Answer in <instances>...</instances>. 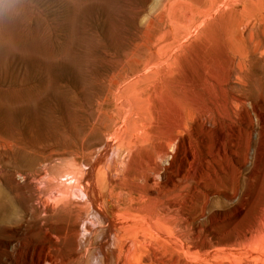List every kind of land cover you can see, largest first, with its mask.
Returning a JSON list of instances; mask_svg holds the SVG:
<instances>
[{
  "label": "rangeland",
  "instance_id": "1",
  "mask_svg": "<svg viewBox=\"0 0 264 264\" xmlns=\"http://www.w3.org/2000/svg\"><path fill=\"white\" fill-rule=\"evenodd\" d=\"M152 141L171 142V166ZM87 159L108 204L135 159L158 162L152 188L170 189L162 219L148 200L129 215L132 264H150L154 248L178 264H264V0H0V183L24 212L16 233L0 226V264L14 239L34 244L25 175L69 184Z\"/></svg>",
  "mask_w": 264,
  "mask_h": 264
},
{
  "label": "bare ground",
  "instance_id": "2",
  "mask_svg": "<svg viewBox=\"0 0 264 264\" xmlns=\"http://www.w3.org/2000/svg\"><path fill=\"white\" fill-rule=\"evenodd\" d=\"M154 142L155 141L151 142L152 145L151 147L153 150L150 151V155L151 156L154 155L153 158L156 157L160 158L161 156L169 157L170 160H168L167 163L171 166L173 164V155L170 151V149L171 150L173 149L171 142L169 141L166 142V145L165 146L163 145L162 148H161L162 145L160 146L158 145V143H154ZM109 147L110 146L108 144L105 147L104 151H102L99 154V156L106 155L110 150ZM136 153L141 154L139 151H136L135 154ZM185 155L183 154V156ZM185 160L186 158L184 159V162ZM89 161L90 160H88V162H83V164H80V167L82 169H79L80 171L79 173L69 174L68 171L66 173L65 171L66 169L64 170L65 171L64 173L69 174L70 176L68 178L70 179V181L68 182L69 184L65 183L64 180H62L64 183L60 181L57 173L48 174L49 172L37 171L34 173H27L25 175L24 177L25 183L23 184L24 187L23 193L26 194L25 192H27L26 195L27 208L29 209L31 214V218H30L31 220H29V222L32 221V223L31 222L30 223L33 224L35 228V232L31 236V242H33L34 244L30 248H28L29 246L26 247L28 250H25L26 248L22 249L21 248L22 245L20 244V242L14 239V242H12L9 249L7 248L9 251L6 249V245H5L4 252L6 251L12 253L13 251H16V256L15 254H12L13 255L12 257H14V261L12 260V257L11 258L7 257L8 258L7 264H15V261L17 259L20 262L19 264H88L86 262V255L88 254L89 250L93 248H97L98 253L100 254V256L97 257V261H96L98 264H132L133 260L135 261L136 258L134 255L137 254V247L135 246L136 244L135 245L133 244L135 240H131L132 238L131 239L129 238L131 240L129 241L128 238L125 237L126 235L125 226L128 219L130 218L129 215L137 212L136 208L139 204L136 205V203H138V201L142 202L145 200L157 202L158 205L155 202L153 204H149L150 206L147 207V211H146L148 217H154L153 220L154 219L157 220V218L160 220L161 218L160 216L163 214L162 212H168L169 210H171L169 208H172L173 205V203L171 202L173 198L170 200L166 198L167 201L165 202L163 201L165 199L164 197L168 195V193L170 192V189L167 188L168 186L165 187V189L163 188V190L161 191L154 190L152 188V186L156 182L154 178V174L158 173V169H159L157 164L158 162L155 163L151 159L147 160V162L142 161L141 159L133 160L136 167L133 172H131L130 174L129 173L126 174V178H125L126 182L121 183L114 181L110 186L108 193H109V197L112 199V203L110 202L108 204L107 200L100 192L101 190H98L99 188H95L96 186L93 175L97 167L92 166V164L94 163L92 162L91 164L89 163ZM84 165H86V167L83 168ZM159 166L161 165L159 164ZM65 168L67 167L65 166ZM60 170L61 169H59L58 171ZM79 183H81V185ZM2 186L3 185H1L0 183V226L7 225L12 231L14 230L15 232L16 228L14 229L13 226L16 227L17 222L20 220L19 217L22 215L21 214L22 210L20 211L19 207L16 204V200H15L16 196L11 195V193ZM77 195H79V197L83 196L81 197L82 200H80L81 198L80 199L77 198ZM111 205L113 208L110 210ZM145 206L148 205L146 204ZM89 209L93 212L95 216H98L99 218L98 220L104 221V224H100V225L98 224L97 226L96 225L93 226L92 224L93 219L91 220V222L85 221V216H86L85 214L89 211ZM23 216L25 217V215ZM21 218L23 219V217ZM98 220H96V222H98ZM158 226H160V224ZM98 228H104L105 231H103L104 235L102 234L103 236L100 238V240H96L98 242L95 244V240L92 239V236L96 233H100L99 231L97 232ZM10 229L9 231H11ZM156 231H155L156 236H160V232L157 233ZM15 233L14 234L10 233L12 238H15ZM86 233L90 235V238L86 237ZM37 235L42 236V240L44 243H42L40 239L37 238L38 237ZM162 235L165 234L163 233ZM166 235L163 237L167 238ZM86 239H88L87 247L85 248L84 251H79L80 242L83 243V241ZM109 240H110V245H108L109 250L107 253H105L104 251H102L101 246H103L104 243L109 242ZM136 243L138 244L139 242ZM147 244L149 245V243ZM152 245L156 246L157 244L153 243ZM19 247L22 250L18 249ZM159 247L160 246L158 245V249H160ZM153 248L151 250H153ZM171 248L176 249L177 246L171 245L170 242L168 247H164V250H168ZM156 251L157 249L154 248L152 253L148 255L149 256L148 260L150 264H178V261L175 258H173L171 255L169 257H164L160 251H159L160 253H157ZM185 254L187 258H189L191 254L190 249L186 248ZM144 257H147V255ZM187 260L188 259H186V261Z\"/></svg>",
  "mask_w": 264,
  "mask_h": 264
}]
</instances>
